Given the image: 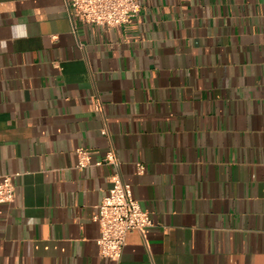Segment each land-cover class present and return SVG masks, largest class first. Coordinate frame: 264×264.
Returning a JSON list of instances; mask_svg holds the SVG:
<instances>
[{
    "label": "crops",
    "instance_id": "1",
    "mask_svg": "<svg viewBox=\"0 0 264 264\" xmlns=\"http://www.w3.org/2000/svg\"><path fill=\"white\" fill-rule=\"evenodd\" d=\"M75 26L63 0H0V264H264V0ZM118 173L154 227L114 262L94 217Z\"/></svg>",
    "mask_w": 264,
    "mask_h": 264
},
{
    "label": "built area",
    "instance_id": "2",
    "mask_svg": "<svg viewBox=\"0 0 264 264\" xmlns=\"http://www.w3.org/2000/svg\"><path fill=\"white\" fill-rule=\"evenodd\" d=\"M66 11L73 22L84 25L117 28L133 23L142 11V0H63ZM76 27V26H75ZM96 110L102 112L97 106ZM106 134V131L103 132ZM79 169L88 168L91 158L86 149L77 151ZM119 166L114 151L98 163ZM146 167L138 164V174H144ZM16 189L12 176L0 177V205L13 203ZM94 222L100 227L97 247L101 257L119 262L124 253L128 235L132 232L144 233L154 227L148 213L143 211L133 196L132 186L126 183L120 173L113 178V187L99 207Z\"/></svg>",
    "mask_w": 264,
    "mask_h": 264
}]
</instances>
